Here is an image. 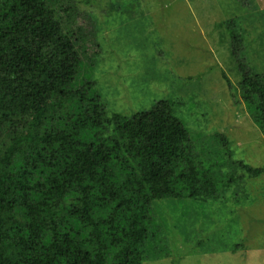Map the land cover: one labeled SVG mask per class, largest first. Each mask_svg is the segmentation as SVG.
<instances>
[{"label": "trees", "instance_id": "16d2710c", "mask_svg": "<svg viewBox=\"0 0 264 264\" xmlns=\"http://www.w3.org/2000/svg\"><path fill=\"white\" fill-rule=\"evenodd\" d=\"M58 2L0 0V264L171 256L156 205L216 198L238 177L224 181L203 163L172 99L131 116L110 113L96 81L82 78L87 37L67 19L78 1ZM222 24L236 55L238 24ZM240 69L241 98L264 134V73ZM216 135L231 156L228 139ZM232 161L249 177L264 173V165Z\"/></svg>", "mask_w": 264, "mask_h": 264}, {"label": "rangeland", "instance_id": "374dc122", "mask_svg": "<svg viewBox=\"0 0 264 264\" xmlns=\"http://www.w3.org/2000/svg\"><path fill=\"white\" fill-rule=\"evenodd\" d=\"M77 1L67 19L87 37L82 78L96 81L109 112L131 116L172 99L203 163L224 181L238 177L216 198L157 204L172 255L143 264H264V173L249 177L232 161L264 165V134L239 88L240 63L264 73V0ZM231 18L242 35L236 55L222 24Z\"/></svg>", "mask_w": 264, "mask_h": 264}]
</instances>
